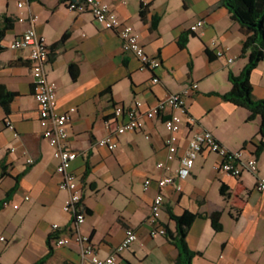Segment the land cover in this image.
Returning <instances> with one entry per match:
<instances>
[{
	"label": "crops",
	"instance_id": "obj_1",
	"mask_svg": "<svg viewBox=\"0 0 264 264\" xmlns=\"http://www.w3.org/2000/svg\"><path fill=\"white\" fill-rule=\"evenodd\" d=\"M20 1L0 0L4 33L0 85L15 93L9 113L0 105V201L5 202L0 209V264H34L50 249L52 224L65 228L72 221L63 208L69 193L59 186L62 177L56 171L53 149L42 137L30 53L8 48L12 39L31 26L30 21L19 20L30 14L39 15L36 29L51 49L48 72L57 83L56 110L76 108L70 113L66 144L83 153L72 164L84 186L87 216L82 232L91 235L101 256H107L132 227L138 238L120 252L123 264H177L178 248L168 235L152 236L148 221L158 187L153 182L145 189V180L163 173L157 167L167 156L163 122L143 115L142 128L120 135L114 150L97 141L109 134L114 105L140 102L144 112L196 82L198 89L186 98V104L199 120V128L212 131L231 151L244 147L255 152L260 118L247 121L246 108L221 97L232 87L230 71L239 74L249 59L250 49L242 52L245 35L240 24L219 0H103L135 28L147 53L160 59L161 67L152 71L141 68L140 60L123 50L118 33L90 13L69 10L65 0H26L19 7ZM143 6L147 7L145 18L140 13ZM155 16L160 21L152 28ZM199 21L203 25L193 31ZM184 33H190L189 39L181 47L179 38ZM220 48L225 50L223 56L216 53ZM72 65L79 72L76 79ZM155 76L160 82L153 81ZM251 83L255 97L264 98V60L253 69ZM185 135L183 130L182 145ZM258 160L256 173L234 177L218 169V155L203 153L191 175L178 180L181 191L175 185L162 189L161 221L172 232L176 224L169 209L178 215L186 210L203 214L186 237L188 246L201 253L193 264H264V195L256 188L258 178H264V151ZM221 185L226 187L225 195ZM216 210L221 212L222 231H216L205 216ZM51 246L52 254L44 264H92L75 245L51 242Z\"/></svg>",
	"mask_w": 264,
	"mask_h": 264
},
{
	"label": "built area",
	"instance_id": "obj_2",
	"mask_svg": "<svg viewBox=\"0 0 264 264\" xmlns=\"http://www.w3.org/2000/svg\"><path fill=\"white\" fill-rule=\"evenodd\" d=\"M25 4L26 0H21L18 6L23 7ZM65 5L69 10L90 13L105 28L116 31L121 39L123 50L133 53L140 60L141 68L155 71L161 67L160 59L147 53L135 28L124 23L109 3L103 0H65ZM38 19L39 15L37 14L20 17V21H30L31 26L12 39L8 48L27 50L30 53L33 96L38 103L39 121L43 128L42 137L53 149V157L57 161L56 171L62 177L59 186L69 193L63 208L71 215V224L65 228H62L58 223L52 224L51 234H55V236L51 242L55 246L75 245L81 257L89 259L92 264H123L120 252L128 249L138 238L134 228L128 227L125 230L124 239L107 256H101L91 235L81 230V224L87 216L83 203L84 186L79 184V177L72 170V164L83 153L69 148L66 144L69 136L70 113L74 112L76 108L71 107L64 112L56 110L57 83L49 77L48 72L51 49L46 37L36 29L35 25ZM203 23L204 21H199L192 26V30H197ZM224 52L225 50L220 48L216 53L218 56H223ZM229 61H233V59L230 58ZM153 81L157 83L160 82V79L155 76ZM197 89L196 82L189 83L181 92L170 93L144 112L140 111V102H135L129 107L123 104L114 105V121L108 123L109 134L97 141L99 146L114 150L119 145L118 137L120 135L142 128L141 118L143 115L152 119H160L163 122L167 130L164 140L167 156L166 160L157 163V167L163 173L156 179L147 178L145 180V189H148L153 182L158 187V192L151 203V212L148 218L152 236L167 235V228L161 221V213L165 209V196L162 189L169 185H175L176 189L181 191L182 185L178 183V180H183L191 175L197 158L203 153L218 155L220 158L218 169L234 177H240L244 172L256 173L258 170L259 160L254 151H249L246 148L231 151L212 131L199 128V120L189 112L186 104V98ZM7 126L11 130H15L11 122H7ZM183 130L186 131L185 145H182L180 138V133ZM28 162L33 163V160L28 159ZM175 163H177L176 166ZM256 188L264 195V178H258Z\"/></svg>",
	"mask_w": 264,
	"mask_h": 264
},
{
	"label": "trees",
	"instance_id": "obj_3",
	"mask_svg": "<svg viewBox=\"0 0 264 264\" xmlns=\"http://www.w3.org/2000/svg\"><path fill=\"white\" fill-rule=\"evenodd\" d=\"M219 2L225 6L231 18L240 24L241 31L245 35V40L242 44V52H246L250 49L249 59L243 70L239 74H234L232 71L229 73V80L232 84L231 89L222 94L221 97L225 101L234 103L237 106L246 108L249 111L247 121H253L260 118L259 135L260 140L256 145L255 154L259 156L264 151V98H256L253 94V85L251 83V73L253 69L258 65L261 60H264V0H219ZM141 16L146 17L147 7L143 6ZM160 21L159 16H155L151 27L157 28ZM190 33H184L179 38V45L185 47L187 45ZM4 33L0 31V40L3 38ZM66 35L63 36V40ZM3 47L0 45V51ZM209 53V52H208ZM71 72L74 79L78 77V69L75 65L71 66ZM110 91V90H109ZM107 91V92H109ZM15 96L14 92L8 91L5 86L0 85V105L5 109L7 113L10 112V102ZM245 143L244 146H246ZM244 149V147H243ZM5 171L3 170V173ZM221 194H226L225 185L220 187ZM4 201H0V209L2 208ZM171 219L176 224L175 232H172L167 228V235L171 242L178 248L179 254L177 257V264H193L195 256L200 255V252L192 250L186 241L187 234L198 216L203 214L194 213L186 210L184 213L178 215L169 209ZM206 217L211 219L212 226L216 231L223 230V223L221 221V212L216 210L210 214H206ZM55 234H49L48 244L49 251L40 260L34 264H44L48 257L52 254L51 240Z\"/></svg>",
	"mask_w": 264,
	"mask_h": 264
}]
</instances>
